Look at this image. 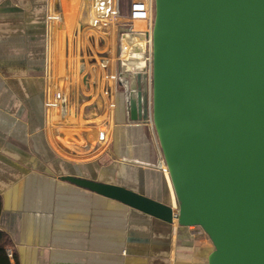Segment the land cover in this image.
<instances>
[{
    "label": "crops",
    "instance_id": "crops-1",
    "mask_svg": "<svg viewBox=\"0 0 264 264\" xmlns=\"http://www.w3.org/2000/svg\"><path fill=\"white\" fill-rule=\"evenodd\" d=\"M112 8L110 0H0V232L9 264H207L213 250L199 228L164 223L61 180L119 185L176 207L152 123L130 118L146 77L123 68L127 89L118 92L115 81L101 87L98 69L94 82L90 74L66 75L63 60L84 53L75 42H95ZM143 24L133 22V32ZM140 34H124L122 43L141 54ZM54 94L60 109L48 112ZM86 120L95 131L83 129ZM101 126L107 141L98 146Z\"/></svg>",
    "mask_w": 264,
    "mask_h": 264
},
{
    "label": "water",
    "instance_id": "water-1",
    "mask_svg": "<svg viewBox=\"0 0 264 264\" xmlns=\"http://www.w3.org/2000/svg\"><path fill=\"white\" fill-rule=\"evenodd\" d=\"M152 123L176 207L119 185L61 180L167 224L199 228L207 264H264V0H153Z\"/></svg>",
    "mask_w": 264,
    "mask_h": 264
},
{
    "label": "rangeland",
    "instance_id": "rangeland-1",
    "mask_svg": "<svg viewBox=\"0 0 264 264\" xmlns=\"http://www.w3.org/2000/svg\"><path fill=\"white\" fill-rule=\"evenodd\" d=\"M101 1H103V0H101ZM110 1H111V6L113 7L111 10L112 13L110 16L113 17L114 20H117L116 25H115L116 34H114V32L113 33L111 32L109 35L108 29H107V28H109L108 24L111 23V21H109L107 23V25L104 24V26H103V24H102V27L104 29H102V30L100 29V30H98V32L96 31L95 33H93V34H95V42L92 43L91 40L90 39L88 40L87 37L82 42H79V41L75 42L76 52H78V50H77V45H78V49L83 48L82 50L84 53H83V56L82 55L78 56L76 54V56H74L73 58L71 56H68L66 58V61L63 60V63L66 66V69L67 68L69 69V73L68 74L66 73V75L68 76V78L70 77L68 79V78H66L67 77L66 76L64 78L65 81H67V79L69 81L72 78L74 81L76 76H78V79L80 80V79H82V77L90 74V75H92L91 80H92V82H94L95 78L93 77V72H95V70L98 69L99 75L97 74L96 79L98 81H100V79L102 78L101 79L102 80L101 87L105 90V87L109 86V85H107V82H108V78L111 74V69H113L114 71H113L112 75H114L113 77L115 80V84L117 85V91L120 92L123 90V87H124L123 82L120 81V79L123 80L124 79L123 75L126 74V72L124 71L123 68L127 69V74H130L132 71L137 70L135 68L138 66L136 64V60L138 59V57L135 55H137L138 53H135L134 47L132 45L126 44L125 42L122 43V37L124 34L128 33L130 35V38H129L130 40L134 39L136 37L135 35L138 34V33L136 34L135 32H133L134 31L133 25L131 22L128 21V15H129V13H128L129 8L128 7H130L129 5H131V3L134 2V0H116V8L113 5L114 1H112V0H110ZM107 7H108L107 8V14H108V12L110 10L109 5ZM153 8L154 7H152V13L154 12ZM100 9H101V12H103L102 6L100 7ZM100 19H98V20L101 22ZM98 20H96V21H98ZM143 25H144L143 29L145 30L147 28L146 24H143ZM113 26H114V24H112V27ZM113 30H114V27H113ZM85 32H86V30H85ZM84 36H86V33ZM114 38L116 40H114ZM68 42H69V52H70L69 55H71V51H72V47H70L72 44L71 39H69ZM114 42H115V45H114ZM55 44H57V41ZM120 47H122V49L124 50V58L126 56H128L127 57L128 61L125 62V64H126L125 67H124V65H121L120 58H121L122 52L120 51ZM86 48H88V49H86ZM143 48H145L147 50V47L145 46V39H144ZM127 52H128V55H127ZM138 55H140V58L144 57L143 58V62H144L145 61L144 59H145L147 54L145 53V56L142 53L138 54ZM54 59H55V61H57V57L53 58V61H54ZM82 63H84V65L88 69L86 68L85 69L86 71L83 70L82 72H80L79 68H77V66L80 67ZM95 64H96V66H94ZM53 65H54V63H53ZM65 66H64V68H65ZM55 76H56V73H55ZM131 76L134 77L135 75L133 74ZM145 81H146V85H147V89H148V84H147L148 80L146 78H145ZM62 86L65 87V84ZM71 88H73V85L71 86ZM107 88L108 87H106V89ZM73 90H75V88ZM54 92L55 91L53 89V93ZM56 95H59V94H56ZM53 98L54 99L47 101V104H46L47 109L46 110H48V112H50L51 109H54V110L58 109L59 99L55 98V94L53 95ZM54 103H55V105H54ZM87 104H90V103L88 102ZM52 105L55 107L50 108ZM84 108H86L85 105H84ZM59 109H58V111H59ZM90 109H91L90 107L86 108L85 113L90 111ZM73 112H76V111L73 110ZM55 123L58 125L59 124L63 125L62 122L57 121V120H55ZM81 125H84L83 129L86 128L87 130H91V132H92V129H94L92 127L93 123L90 122L89 120L84 121V123H81ZM99 129H103L102 126L99 127ZM93 131H95V129ZM98 146H99V144H98ZM94 149H96V148L94 147ZM94 151L95 150L91 149L90 154H94ZM164 171L166 172V170H164Z\"/></svg>",
    "mask_w": 264,
    "mask_h": 264
},
{
    "label": "built area",
    "instance_id": "built-area-1",
    "mask_svg": "<svg viewBox=\"0 0 264 264\" xmlns=\"http://www.w3.org/2000/svg\"><path fill=\"white\" fill-rule=\"evenodd\" d=\"M152 7H153V0H134V2L131 3L130 7H129V15H128V21L133 23L135 21H144L146 24V29L142 32H135L137 35L135 36H140L142 33L145 39V46L147 47V50L144 48V51L142 52V54L145 56V53L147 54L145 57V61L143 62L142 65H138L135 69V71H132V74H143L147 81L148 84V89L150 90V83H151V68H152V51H151V28H152V19H153V13H152ZM109 21H114L113 19H109ZM111 24V23H109ZM108 24V25H109ZM120 51L122 52L120 61H121V65H124V67L126 66L125 62L128 61L126 56L124 58V50L122 49V47H120ZM129 52V51H128ZM127 52V55H128ZM144 58V57H143ZM112 76V77H111ZM114 75L110 74L109 78H108V82H109V87L112 85L111 82H114ZM111 77V78H110ZM120 81L123 82V85L126 88V82L124 80ZM59 96V97H58ZM55 98L60 99V95H55ZM97 140H98V144H103L107 141V134L106 131L104 129L102 130H98L97 131ZM164 170H165V166H164ZM11 252L8 253V257H11Z\"/></svg>",
    "mask_w": 264,
    "mask_h": 264
},
{
    "label": "trees",
    "instance_id": "trees-1",
    "mask_svg": "<svg viewBox=\"0 0 264 264\" xmlns=\"http://www.w3.org/2000/svg\"><path fill=\"white\" fill-rule=\"evenodd\" d=\"M0 212H1V199H0ZM5 237L1 232H0V264H9V259L7 257V250L4 247V238Z\"/></svg>",
    "mask_w": 264,
    "mask_h": 264
},
{
    "label": "bare ground",
    "instance_id": "bare-ground-1",
    "mask_svg": "<svg viewBox=\"0 0 264 264\" xmlns=\"http://www.w3.org/2000/svg\"><path fill=\"white\" fill-rule=\"evenodd\" d=\"M136 64H137V65H142V64H143V58H138V59L136 60Z\"/></svg>",
    "mask_w": 264,
    "mask_h": 264
}]
</instances>
